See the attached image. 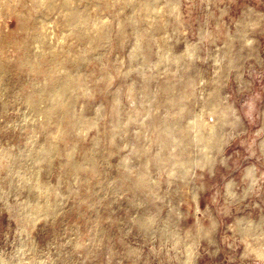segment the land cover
I'll use <instances>...</instances> for the list:
<instances>
[{"label":"rangeland","instance_id":"rangeland-1","mask_svg":"<svg viewBox=\"0 0 264 264\" xmlns=\"http://www.w3.org/2000/svg\"><path fill=\"white\" fill-rule=\"evenodd\" d=\"M0 264H264V0H0Z\"/></svg>","mask_w":264,"mask_h":264},{"label":"bare ground","instance_id":"bare-ground-1","mask_svg":"<svg viewBox=\"0 0 264 264\" xmlns=\"http://www.w3.org/2000/svg\"><path fill=\"white\" fill-rule=\"evenodd\" d=\"M98 27V26H97ZM30 30V29H29ZM61 87V86H60ZM55 92V91H54ZM61 92H65V87L63 86L62 88H61ZM55 93H57V91L55 92ZM58 93H59V90H58ZM43 191V190H42ZM41 193V192H40Z\"/></svg>","mask_w":264,"mask_h":264}]
</instances>
